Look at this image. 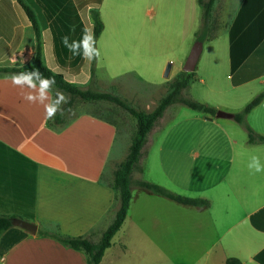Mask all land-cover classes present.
Segmentation results:
<instances>
[{
  "label": "crops",
  "instance_id": "obj_1",
  "mask_svg": "<svg viewBox=\"0 0 264 264\" xmlns=\"http://www.w3.org/2000/svg\"><path fill=\"white\" fill-rule=\"evenodd\" d=\"M26 1L37 9L45 65L67 82L86 86L91 61L83 58L82 48H77L74 56L69 46L80 41L85 32L90 34L91 18L88 23L83 17L89 6L81 10L75 0H65L72 4L77 18L76 24L68 26L65 45L57 34L54 36L53 21L60 10H53L51 5V12L45 5L48 1L56 5L58 0ZM191 13L194 15V11ZM212 18V37L201 42L202 49L205 43L209 45L207 57L194 70L195 80L191 85L195 83L199 87L193 97L234 117L264 91V0H216ZM34 48L35 36L21 7L16 0H0V67L28 66ZM12 77L0 75V214L30 222L37 226V232L48 224L56 226L61 235L88 237L98 242L115 216L116 194L110 184L116 165L127 155L134 129L131 134L121 132L119 139L113 122L90 114L48 127L51 119L47 117L46 106L62 105L58 91L49 85L41 97L42 80L29 78L14 84ZM233 79L237 84H233ZM198 89L203 98L196 96ZM247 116L253 132L264 136V100ZM205 117V122L222 124L215 115ZM156 130L155 125L149 135ZM149 135L143 158L152 159L151 167L158 180L147 182L170 188L178 181L191 187L199 171L200 177L208 179L199 185L197 196L193 195L207 199L208 209L174 207L171 204L175 203L163 200L158 201L166 211L162 217L172 220L177 213L184 218L185 236L191 232L198 235V241L207 243L203 246L206 256L218 247L231 251L232 257L245 264V260H253L263 251L264 230L253 227L250 217L264 210V172L253 173L248 164L257 156L264 165V144H249L247 136L240 142L223 134L216 139L168 138L162 144ZM181 142L188 148L182 149ZM177 154L184 165L168 166V170L163 167V161H174ZM145 166L138 163L132 174L134 181L143 180L140 175L151 170ZM180 173L187 175V180L179 178L181 175L175 177ZM131 200L120 230L131 216ZM147 205L155 206V203ZM257 222L264 226L263 219ZM37 232L30 234L16 227L6 231L0 239V264H87L83 252L66 248ZM119 245V254L126 258V246L122 242ZM107 250L99 264H104Z\"/></svg>",
  "mask_w": 264,
  "mask_h": 264
},
{
  "label": "rangeland",
  "instance_id": "obj_2",
  "mask_svg": "<svg viewBox=\"0 0 264 264\" xmlns=\"http://www.w3.org/2000/svg\"><path fill=\"white\" fill-rule=\"evenodd\" d=\"M91 1L79 0L78 6L81 10L89 6L83 12V17L88 23L90 9L96 8L99 12L103 31L96 42V47L101 55L96 61L94 81L89 80L86 86L80 87L118 94L132 107L146 112L152 111L158 101L165 96L168 85L183 72L189 52L197 42L195 33L200 24V11L196 1L102 0L98 6H94ZM90 34L92 35V28ZM208 46L206 43L203 45L197 68L201 67L205 61ZM168 66L169 71L166 75ZM88 75H90V68ZM198 85L195 83L191 85L183 92V96L206 103L193 97V92L196 87H199ZM197 91L199 95L197 93L196 96L203 98L200 90ZM57 93L62 103L60 107L55 103L58 112L63 107L67 96L59 91ZM214 100L218 98L215 97ZM209 106L212 105L209 104ZM81 114H90L113 122L117 127L119 139L121 132L126 131L131 134L134 129V121L128 113L112 104L101 102H77L64 122ZM248 117H246V123L251 128ZM205 118L202 114L181 105H172L157 122V130L149 135V138H156L162 144H166L168 138L178 137L186 140L199 137L216 139L223 134L241 142L247 136L241 124L219 119V123L222 124L217 125L215 122L216 125H213L211 122H205ZM179 144L182 149L188 148V146L184 147L182 142ZM163 148H166V145ZM143 163L151 167L152 159L144 161L142 158L139 165ZM162 165L168 170V166H182L184 161L179 160L177 154L174 161L165 160ZM184 173L175 177L181 175L179 178L185 177L184 180H187L188 176L183 175ZM200 175L199 171L193 181L194 186L181 185L182 183L177 181L174 184L175 187L170 185V188H165L182 196L195 197L193 195L198 194L196 190L199 189V185L208 180ZM139 178L147 179L146 181L154 178L158 180L153 167ZM134 187L136 186H131L133 196L130 204L131 216L126 221L125 228L119 230L114 236L112 240L114 245L107 250L104 264H222L227 258L233 256L231 251H222L218 247L206 256L203 246L207 243L198 241V235H192L191 232L185 236L184 218L177 213L172 220L162 217L166 211L161 209L158 201L166 199ZM147 203H155V206L147 205ZM170 203L174 202L170 201ZM171 205L181 207L176 203ZM187 228L190 229V227ZM41 230L54 232L55 229L52 225L46 224L41 226ZM120 242L128 250L124 254L127 259L119 254L121 253ZM124 245L121 247L125 248ZM245 264L256 263L253 260H245Z\"/></svg>",
  "mask_w": 264,
  "mask_h": 264
},
{
  "label": "trees",
  "instance_id": "obj_3",
  "mask_svg": "<svg viewBox=\"0 0 264 264\" xmlns=\"http://www.w3.org/2000/svg\"><path fill=\"white\" fill-rule=\"evenodd\" d=\"M61 1V2H60ZM79 0H75L78 4ZM102 0H92L94 6H98ZM216 0H197V5L200 9V25L195 33V39L197 42H204L210 39L212 29L214 27V20L212 18V10ZM17 4L21 7L24 14L31 24L35 36V48L34 55L31 63L28 66L23 67H0V75H13V76H27L37 80H47L49 85L55 88L57 91L65 94L67 99L63 107L56 112V114L48 121V127L54 125H62L66 116L71 112L72 108L77 102L83 103H108L112 104L119 109L125 111L130 115L134 121V132L130 139V145L125 158L116 166L113 172V180L110 184V188L116 194L117 208L115 216L111 224L106 228L100 236L98 242H92L88 237H70L61 235L56 226L54 232H47L39 230L37 235L41 237H49L66 248H70L76 251H81L86 255L87 264H99L103 258V255L107 249L112 245V240L117 232L120 230L123 222L126 219L129 203L131 200V186H136L148 192L151 195H155L181 206L194 207L198 209H208L210 202L207 199L199 197H186L176 194L167 188L147 182L144 180H133L132 174L137 170L139 161L143 158V148L147 142L149 133L153 130L157 122L163 117L167 108L172 105H181L193 112L202 114L204 116H214L216 109L206 104L200 103L190 97L183 96V92L194 82L195 74L182 72L179 74L154 109L150 112L139 110L132 107L127 103L125 99L115 93L104 92L99 90H92L90 88H81L80 86L67 82L61 74L54 73L46 65L42 53V38H41V25L37 16V9L34 4H30L26 0H16ZM46 6H49L51 11H59V14L54 17V36L58 35L61 40L63 37H69V28L72 24L77 23L75 17V9L72 4L65 0L48 1ZM52 5V7H51ZM44 6V5H43ZM52 12V11H51ZM90 18L92 21V35L95 42H97L103 31V24L99 17V12L96 8L90 9ZM53 14V13H52ZM55 41L57 39L55 38ZM58 42V41H57ZM63 44V43H62ZM65 46V45H64ZM58 52V47L56 48ZM66 52V51H65ZM58 54V53H57ZM96 61L92 60L90 65V81L95 79V65ZM54 80V82H52ZM233 84H237V81L233 79ZM264 100V91L254 97L239 113L235 114L233 119L236 123L241 124L247 133L249 144H264V136L257 135L247 125V115L256 108ZM51 122V123H49ZM34 186L32 185V190ZM33 207V204H32ZM32 211V210H31ZM30 218H33V213H30ZM15 216L0 214V239L2 235L13 228L12 220ZM258 219H263L264 222V210L250 217V223L253 227L264 230V226L258 225ZM253 260L257 264H264V250L254 256ZM223 264H242L237 258H227Z\"/></svg>",
  "mask_w": 264,
  "mask_h": 264
},
{
  "label": "clouds",
  "instance_id": "obj_4",
  "mask_svg": "<svg viewBox=\"0 0 264 264\" xmlns=\"http://www.w3.org/2000/svg\"><path fill=\"white\" fill-rule=\"evenodd\" d=\"M67 36L63 37L62 43L67 45ZM73 52V55L75 56L76 49L82 48L83 50V58L92 61L95 59H98L101 55L100 50L96 47V42L94 40L93 35L88 34L85 32V34L82 36L80 41H73L72 45L69 46ZM29 78L27 76H21V77H12V81L14 84H21L23 82L28 81ZM54 82V80L52 81ZM49 86V81L43 80L41 81V97H43L44 90L47 89ZM31 99V98H29ZM63 99V97H61ZM57 107L55 105H48L46 106V113L47 117L51 119L57 112ZM248 168L253 173H262L264 172V165L260 163V159L257 156H253L251 158V163L248 164Z\"/></svg>",
  "mask_w": 264,
  "mask_h": 264
},
{
  "label": "water",
  "instance_id": "obj_5",
  "mask_svg": "<svg viewBox=\"0 0 264 264\" xmlns=\"http://www.w3.org/2000/svg\"><path fill=\"white\" fill-rule=\"evenodd\" d=\"M201 51H202V43L196 42L192 46V48L189 52V55H188V57L184 63L183 72H185V73L194 72L195 67L197 65V62L199 60V57L201 55ZM168 71H169V66L167 68L166 75H168ZM215 118H217V119H232L233 115L230 113L223 112V111H216ZM12 226L16 227V228H20V229H22V230H24L30 234H35L37 232V226L36 225H34L30 222L24 221L22 219H19V218H14L12 220Z\"/></svg>",
  "mask_w": 264,
  "mask_h": 264
}]
</instances>
